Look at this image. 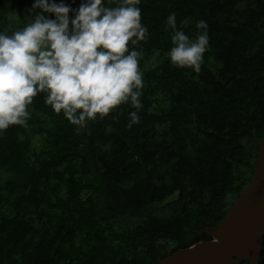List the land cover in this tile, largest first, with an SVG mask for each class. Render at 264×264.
<instances>
[{
    "label": "trees",
    "instance_id": "obj_1",
    "mask_svg": "<svg viewBox=\"0 0 264 264\" xmlns=\"http://www.w3.org/2000/svg\"><path fill=\"white\" fill-rule=\"evenodd\" d=\"M33 3L0 0V30L29 22ZM139 6L138 124L127 127L134 109L123 105L77 130L40 94L28 127L0 133V264H158L210 240L251 183L264 135V0ZM170 13L189 36L207 23L198 73L166 56Z\"/></svg>",
    "mask_w": 264,
    "mask_h": 264
},
{
    "label": "clouds",
    "instance_id": "obj_2",
    "mask_svg": "<svg viewBox=\"0 0 264 264\" xmlns=\"http://www.w3.org/2000/svg\"><path fill=\"white\" fill-rule=\"evenodd\" d=\"M140 4L82 0L73 9L56 0H34L29 22L10 32L0 30V133L28 127L30 106L40 94L45 105L77 130L123 105L134 109L127 127L138 124L144 72L137 47L148 36ZM166 24L171 65L200 72L210 50L207 23L197 21L194 36L183 30L184 22L177 26L175 13Z\"/></svg>",
    "mask_w": 264,
    "mask_h": 264
},
{
    "label": "water",
    "instance_id": "obj_3",
    "mask_svg": "<svg viewBox=\"0 0 264 264\" xmlns=\"http://www.w3.org/2000/svg\"><path fill=\"white\" fill-rule=\"evenodd\" d=\"M254 177L213 230L210 241L178 250L158 264H258L264 243V136L259 141Z\"/></svg>",
    "mask_w": 264,
    "mask_h": 264
}]
</instances>
